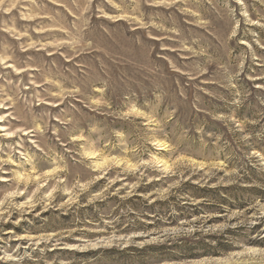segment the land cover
Here are the masks:
<instances>
[{"label":"rangeland","instance_id":"1","mask_svg":"<svg viewBox=\"0 0 264 264\" xmlns=\"http://www.w3.org/2000/svg\"><path fill=\"white\" fill-rule=\"evenodd\" d=\"M0 264H264V0H0Z\"/></svg>","mask_w":264,"mask_h":264}]
</instances>
